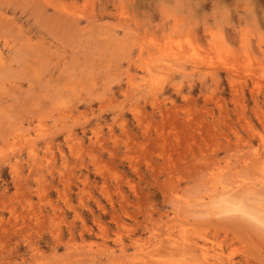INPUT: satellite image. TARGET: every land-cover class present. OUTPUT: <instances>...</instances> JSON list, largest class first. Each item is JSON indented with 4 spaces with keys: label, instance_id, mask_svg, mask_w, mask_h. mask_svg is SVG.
Segmentation results:
<instances>
[{
    "label": "rangeland",
    "instance_id": "1",
    "mask_svg": "<svg viewBox=\"0 0 264 264\" xmlns=\"http://www.w3.org/2000/svg\"><path fill=\"white\" fill-rule=\"evenodd\" d=\"M0 264H264V0H0Z\"/></svg>",
    "mask_w": 264,
    "mask_h": 264
},
{
    "label": "bare ground",
    "instance_id": "2",
    "mask_svg": "<svg viewBox=\"0 0 264 264\" xmlns=\"http://www.w3.org/2000/svg\"><path fill=\"white\" fill-rule=\"evenodd\" d=\"M161 48V47H160ZM162 49V48H161ZM182 49V48H181ZM175 53V52H174ZM162 54V53H161ZM165 55V54H164ZM14 146V145H13Z\"/></svg>",
    "mask_w": 264,
    "mask_h": 264
}]
</instances>
